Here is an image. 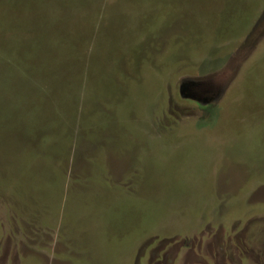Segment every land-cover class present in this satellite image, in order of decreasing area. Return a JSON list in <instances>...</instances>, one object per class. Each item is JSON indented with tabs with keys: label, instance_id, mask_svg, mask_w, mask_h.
Instances as JSON below:
<instances>
[{
	"label": "rangeland",
	"instance_id": "obj_1",
	"mask_svg": "<svg viewBox=\"0 0 264 264\" xmlns=\"http://www.w3.org/2000/svg\"><path fill=\"white\" fill-rule=\"evenodd\" d=\"M254 175L264 0H0V264H260Z\"/></svg>",
	"mask_w": 264,
	"mask_h": 264
},
{
	"label": "crops",
	"instance_id": "obj_2",
	"mask_svg": "<svg viewBox=\"0 0 264 264\" xmlns=\"http://www.w3.org/2000/svg\"><path fill=\"white\" fill-rule=\"evenodd\" d=\"M261 180L256 175L249 177ZM244 214L240 211L241 225L238 228V254L242 257L253 255V259L264 264V182H257L254 187L244 190ZM248 203V206H247ZM250 204V205H249ZM243 215V217H242ZM234 249V254L237 253Z\"/></svg>",
	"mask_w": 264,
	"mask_h": 264
}]
</instances>
